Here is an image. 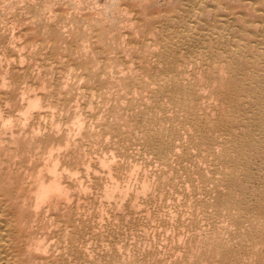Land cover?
Returning <instances> with one entry per match:
<instances>
[{
  "label": "bare ground",
  "instance_id": "obj_1",
  "mask_svg": "<svg viewBox=\"0 0 264 264\" xmlns=\"http://www.w3.org/2000/svg\"><path fill=\"white\" fill-rule=\"evenodd\" d=\"M81 1L0 5V264H264V0Z\"/></svg>",
  "mask_w": 264,
  "mask_h": 264
},
{
  "label": "rangeland",
  "instance_id": "obj_2",
  "mask_svg": "<svg viewBox=\"0 0 264 264\" xmlns=\"http://www.w3.org/2000/svg\"><path fill=\"white\" fill-rule=\"evenodd\" d=\"M2 1H4V0H0V5H1V6H2V3H3ZM9 1H10V0H9ZM14 1H15V2L17 1L16 3H17L19 6H21V5L19 4L18 1H20V3H21V1H23V0H14ZM24 1H26V0H24ZM24 1H23V2H24ZM64 1H65V2H64ZM67 1H69V0H62L61 5H63V6H61V7L59 6L60 8L64 7V8H62V9H63V10L65 9V13H64L65 15H67L69 11L75 9V7H74V6L72 7V5H70L69 2H67ZM1 2H2V3H1ZM23 2H22L21 4H23ZM81 2H82V3H81V4H82L81 6H84V7L86 8V7H87L86 5L89 6V4H87V2L89 3L90 0H86L85 2H84V0H82ZM24 3H25V2H24ZM64 4H65V6L68 4L69 7L66 6V7H67V8H66V7L64 6ZM1 6H0V8L2 9ZM70 7L73 8V9H68V8H70ZM84 7H82V8H84ZM17 10H18V9L16 8V11H15L16 13H14V15L12 14V13L14 12V10H13V12H10L11 15L8 14L9 12L7 13L8 16H7V14H6L7 17H5V19H7V18H10V19H7V20L4 19V21H7V22H6L7 24L4 22L5 25L8 26V24H9L10 22H12L13 19H14V21H13L14 24H13V22H12V24H11V23H10V24H11L12 26L17 25L19 28H21L22 24H24V23L19 22L20 25L17 23L18 20H16V18H17L18 16L20 17V15H19L20 11L17 12ZM66 10H67V11H66ZM63 12H64V11H63ZM74 12H76V11L74 10ZM74 12L71 11V13L69 12V14H73ZM17 13H18V14H17ZM66 13H67V14H66ZM15 14H16V15H15ZM69 14H68V15H69ZM9 15H10V16H9ZM12 15H13V16H12ZM17 15H18V16H17ZM14 16H15V17H14ZM11 17H12V18H11ZM17 19H19V18H17ZM15 20H16V21H15ZM9 21H10V22H9ZM19 21H20V19H19ZM8 22H9V23H8ZM15 22H16L17 24H15ZM21 23H22V24H21ZM10 24H9V25H10ZM11 25H10V26H11ZM17 26L14 27V28H16V29H14V28L11 27V29H12L13 32H15V33L19 32L18 30H20V29L17 28ZM8 27H9V26H8ZM9 28H10V27H9ZM40 37H42V36H41V35L38 36L37 39H35V40H36L35 42H37V40H39V39H42V38H40ZM38 38H39V39H38ZM39 42H40V40L38 41V43H39ZM38 43H37V44H38ZM54 43H56V44H54ZM54 43H53V44L56 46V51H57V53H58L59 56H57V54H55V53H56V52H55V53H54V58L51 57V60L53 59L52 61H53L55 64L60 65V64L58 63V62L60 61V59H61L60 56H61V55H64V57H65V55L67 54V52L64 51V52H66V53L64 54V52H63V49H64V48L60 47V41H58V42H54ZM57 43H58L59 45H57ZM79 43H80V47H81L82 44H81V42H79ZM35 44H36V43H35ZM37 44H36V45H37ZM58 46H59V48H57ZM77 46L79 47L78 44H77ZM59 49H60V50H59ZM78 49H80V48H78ZM64 50H65V49H64ZM59 52H63V54H62V53L59 54ZM45 56H46V55L44 54V56L42 55V56H40V57L46 58L47 56H46V57H45ZM56 56H57L58 58H57ZM61 57L63 58V56H61ZM55 58H56V61H54ZM59 58H60V59H59ZM40 59H41V58H40ZM58 59H59V60H58ZM67 59H68V56H66V59H61V60H63L64 62L61 61L60 63H65V61H66ZM57 60H58V61H57ZM36 67H37V64L34 66V68H36Z\"/></svg>",
  "mask_w": 264,
  "mask_h": 264
}]
</instances>
